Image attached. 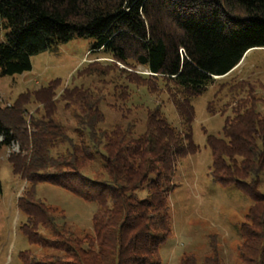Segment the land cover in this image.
Masks as SVG:
<instances>
[{"label": "trees", "instance_id": "trees-1", "mask_svg": "<svg viewBox=\"0 0 264 264\" xmlns=\"http://www.w3.org/2000/svg\"><path fill=\"white\" fill-rule=\"evenodd\" d=\"M75 37L93 39L90 52L123 63L145 90L154 91L155 77L171 84L179 124L158 104L142 116L122 112L107 125L104 94L76 86L60 96L73 106L72 127L51 108H57L53 101L32 116V132L0 115V148L18 139L25 151L9 157L13 173L28 184L17 199L20 228L30 243L55 236L64 244L62 254L50 257L21 250L22 264H162L161 246L173 233L169 196L178 161L199 149L193 98L247 51L264 48V0H0V76L31 70L33 55ZM243 98L225 117L221 135L207 134L209 174L250 198L239 228L240 264H264V110L257 108L260 99ZM43 182L94 203L92 229L80 236L58 224L56 209L36 196ZM220 255L213 239L200 262L185 252L180 264H221Z\"/></svg>", "mask_w": 264, "mask_h": 264}, {"label": "rangeland", "instance_id": "rangeland-1", "mask_svg": "<svg viewBox=\"0 0 264 264\" xmlns=\"http://www.w3.org/2000/svg\"><path fill=\"white\" fill-rule=\"evenodd\" d=\"M94 40L75 37L55 48L35 54L31 58L32 68L21 74L0 76V115H7L19 122L20 126L32 132V116L40 115L51 101L65 125L72 127L70 115L72 104L61 101V94L71 87L93 88L104 94L101 108L106 115L107 125H112L122 112L128 117L140 115L146 106L160 104L167 119L179 124V117L173 99L177 97L172 85L161 78H151L148 91L133 72L125 65L108 57L104 51L90 52ZM145 77H150L146 68L140 66ZM127 72H130L128 74ZM60 78V79H57ZM55 79V80H53ZM254 85V86H251ZM238 86L233 93L231 87ZM253 88L251 94L250 89ZM172 89V90H171ZM255 97L259 111L264 110V48L247 51L242 61L225 76L218 77L201 94L193 98L195 118L193 138L199 149L182 156L174 176L175 187L170 192L173 233L161 246L162 264H170L174 256L171 247L177 234H186L193 240L185 252L194 253L199 262L210 252V241L216 240L221 264H240L239 248L242 244L240 226L248 212L250 198L233 185L224 186L214 182L209 174L213 159L212 150L207 145V134L221 135L225 117L232 115V109L240 98ZM243 98V99H244ZM9 123V122H8ZM3 137L0 136V140ZM21 141L16 139L0 148V264H22L19 252L28 249L39 257L63 253L64 244L57 237L47 239V243H30L20 228L24 215L20 212L17 199L28 184L13 173L9 157L21 152ZM22 154L25 151L21 152ZM264 183V170L261 174ZM145 195L144 190L140 192ZM36 196L56 209L57 221L64 229L83 236L92 229V216L96 205L79 196L50 183H39ZM219 196V198H216ZM195 211L187 213L191 223L184 225V208ZM215 209L222 213L217 219ZM65 221V227L62 222ZM183 229V233L180 230ZM48 233L49 230L46 229ZM67 236V232L63 234Z\"/></svg>", "mask_w": 264, "mask_h": 264}, {"label": "clouds", "instance_id": "clouds-1", "mask_svg": "<svg viewBox=\"0 0 264 264\" xmlns=\"http://www.w3.org/2000/svg\"><path fill=\"white\" fill-rule=\"evenodd\" d=\"M246 54L247 53H245V55ZM245 55H244V57H245ZM216 198H219V196H217ZM195 203L196 202H193V205L190 209L189 208L183 209V211L186 213V215L183 218V223L185 226L191 223V217H190V215H187V213L195 211ZM212 209H213L217 219H219V217L222 215V213L215 209L214 203L212 204ZM180 233H183V229L180 230ZM174 235L176 236V238L172 241V244H171V247L174 251V256H173L172 260L170 261V264H180V259L183 255L184 251L187 248L191 247V245L193 244V240L189 236H187L186 234H177L175 231H174Z\"/></svg>", "mask_w": 264, "mask_h": 264}, {"label": "water", "instance_id": "water-1", "mask_svg": "<svg viewBox=\"0 0 264 264\" xmlns=\"http://www.w3.org/2000/svg\"><path fill=\"white\" fill-rule=\"evenodd\" d=\"M247 53V52H246ZM243 59V58H242ZM222 76H224V75H222ZM222 76H215L216 78H218V77H222Z\"/></svg>", "mask_w": 264, "mask_h": 264}, {"label": "crops", "instance_id": "crops-1", "mask_svg": "<svg viewBox=\"0 0 264 264\" xmlns=\"http://www.w3.org/2000/svg\"><path fill=\"white\" fill-rule=\"evenodd\" d=\"M228 74V73H227Z\"/></svg>", "mask_w": 264, "mask_h": 264}]
</instances>
